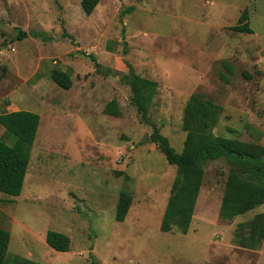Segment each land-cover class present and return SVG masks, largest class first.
I'll use <instances>...</instances> for the list:
<instances>
[{"label": "rangeland", "instance_id": "1", "mask_svg": "<svg viewBox=\"0 0 264 264\" xmlns=\"http://www.w3.org/2000/svg\"><path fill=\"white\" fill-rule=\"evenodd\" d=\"M81 1L0 0V113L41 116L22 193L0 191L6 264H264V235L241 246L252 242L240 227L264 204L219 214L225 158L205 163L188 232L160 229L177 167L122 78L129 62L159 83L150 117L177 151L194 94L220 106L215 135L264 146V0H99L91 14ZM246 8L253 31L233 30ZM57 68L70 89L52 80ZM112 100L119 117L103 112ZM0 139L12 142L1 124ZM122 190L133 202L118 221ZM48 230L68 235L70 250L51 247Z\"/></svg>", "mask_w": 264, "mask_h": 264}, {"label": "trees", "instance_id": "2", "mask_svg": "<svg viewBox=\"0 0 264 264\" xmlns=\"http://www.w3.org/2000/svg\"><path fill=\"white\" fill-rule=\"evenodd\" d=\"M98 3L99 0L81 1L86 14H91ZM231 28L247 33L253 31L247 8ZM126 64L130 73L122 78L131 88V100L140 120L152 126L150 140L160 148L167 161L177 167L160 229L164 232H188L204 182L205 163L209 160L225 158L231 165L219 210L223 219L232 220L264 204V146L215 135L213 128L221 113L220 106L202 94H194L187 102L183 116L182 126L187 132L185 145L181 151H177L150 117L159 83L137 74L129 62ZM51 78L64 89L72 87L73 79L64 69H54ZM103 112L116 117L122 115L116 100L108 102ZM40 119L38 113L27 110L0 113V124L5 127L7 136L15 138L13 144L0 139V191L9 196L22 193ZM132 202L133 196L122 190L116 206V220H125ZM263 218L264 214H259L248 224H240V227L248 228V240L252 242L250 245L241 243V246L253 248L257 236L262 235V239ZM9 242L10 231L0 227V264H6ZM46 242L61 252L69 251L71 246L70 237L55 230L47 231ZM92 264L97 263L92 261Z\"/></svg>", "mask_w": 264, "mask_h": 264}, {"label": "crops", "instance_id": "3", "mask_svg": "<svg viewBox=\"0 0 264 264\" xmlns=\"http://www.w3.org/2000/svg\"><path fill=\"white\" fill-rule=\"evenodd\" d=\"M41 117V116H40ZM9 138H11L12 139V142H9V141H7L9 144H13L14 142H15V138H14V136H8ZM30 161H31V159H30ZM30 165V164H29ZM29 169V168H28ZM28 173V172H27ZM222 202V201H221ZM221 206V205H220ZM240 216V215H239ZM239 216H237V217H239ZM236 217V218H237ZM194 220V216H193V219H192V221ZM192 223V222H191ZM191 226V225H190Z\"/></svg>", "mask_w": 264, "mask_h": 264}, {"label": "built area", "instance_id": "4", "mask_svg": "<svg viewBox=\"0 0 264 264\" xmlns=\"http://www.w3.org/2000/svg\"><path fill=\"white\" fill-rule=\"evenodd\" d=\"M0 50H2V48L0 47Z\"/></svg>", "mask_w": 264, "mask_h": 264}]
</instances>
